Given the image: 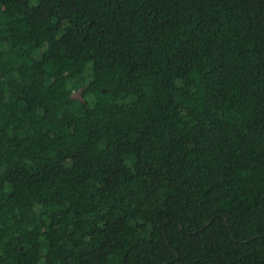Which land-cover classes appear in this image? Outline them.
Wrapping results in <instances>:
<instances>
[{
    "label": "trees",
    "instance_id": "16d2710c",
    "mask_svg": "<svg viewBox=\"0 0 264 264\" xmlns=\"http://www.w3.org/2000/svg\"><path fill=\"white\" fill-rule=\"evenodd\" d=\"M0 264H264V0H0Z\"/></svg>",
    "mask_w": 264,
    "mask_h": 264
}]
</instances>
